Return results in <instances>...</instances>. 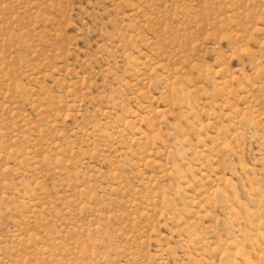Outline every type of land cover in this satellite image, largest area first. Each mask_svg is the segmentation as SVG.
I'll list each match as a JSON object with an SVG mask.
<instances>
[{
  "label": "rangeland",
  "instance_id": "374dc122",
  "mask_svg": "<svg viewBox=\"0 0 264 264\" xmlns=\"http://www.w3.org/2000/svg\"><path fill=\"white\" fill-rule=\"evenodd\" d=\"M0 264H264V0H0Z\"/></svg>",
  "mask_w": 264,
  "mask_h": 264
}]
</instances>
